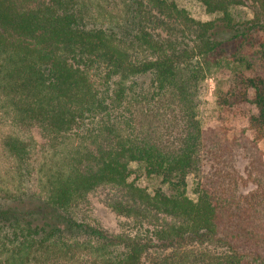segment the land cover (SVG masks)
I'll list each match as a JSON object with an SVG mask.
<instances>
[{
	"label": "trees",
	"instance_id": "obj_1",
	"mask_svg": "<svg viewBox=\"0 0 264 264\" xmlns=\"http://www.w3.org/2000/svg\"><path fill=\"white\" fill-rule=\"evenodd\" d=\"M197 1L0 0V264H264V0Z\"/></svg>",
	"mask_w": 264,
	"mask_h": 264
},
{
	"label": "rangeland",
	"instance_id": "obj_2",
	"mask_svg": "<svg viewBox=\"0 0 264 264\" xmlns=\"http://www.w3.org/2000/svg\"><path fill=\"white\" fill-rule=\"evenodd\" d=\"M174 2L178 7L184 9L188 15L197 21H206L214 17V15L207 14L197 0H170ZM236 15L240 17H249L248 12L244 9L236 10ZM264 41V38H263ZM226 73L221 72L217 74V78L224 79ZM208 92L205 99L203 110L199 115V120L203 126L212 125L216 117V107L214 99L215 78L212 76L207 78ZM260 150L264 157V140L258 143ZM246 164V159L243 156H239L236 162V166L242 169ZM129 181L135 183L137 186L145 188L149 191L157 188L159 182L151 177L145 175L141 166L131 164ZM101 196L93 198L91 200L92 218L101 225L102 228L111 232L119 233L121 231L122 219L118 218L112 211L102 205L100 200Z\"/></svg>",
	"mask_w": 264,
	"mask_h": 264
}]
</instances>
